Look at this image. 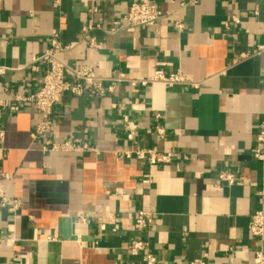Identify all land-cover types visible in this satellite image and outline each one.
I'll return each instance as SVG.
<instances>
[{"label": "crops", "instance_id": "crops-1", "mask_svg": "<svg viewBox=\"0 0 264 264\" xmlns=\"http://www.w3.org/2000/svg\"><path fill=\"white\" fill-rule=\"evenodd\" d=\"M133 1L0 0V65L8 68L0 96L17 107H6L1 118L0 168L9 177L0 182L20 201L16 212L0 202V264H146L144 254L130 252L140 238L159 264H252L264 250V237L249 229L264 188V153H254L264 152V54L235 61L264 44V0H155L163 16L154 26L108 33ZM175 18L184 21L182 32ZM90 22L99 25L91 34L101 48L82 41ZM54 37L70 46L62 59L91 64L105 78L181 71L193 83L124 81L104 96L66 92L53 125L34 139L40 114L14 96L40 88L46 63L34 60ZM125 118L137 125L132 138ZM67 138L97 151L41 150L46 140ZM139 148L175 157L150 165L136 156ZM221 172L236 181L221 180ZM140 209L152 212L146 228L136 222Z\"/></svg>", "mask_w": 264, "mask_h": 264}, {"label": "built area", "instance_id": "built-area-1", "mask_svg": "<svg viewBox=\"0 0 264 264\" xmlns=\"http://www.w3.org/2000/svg\"><path fill=\"white\" fill-rule=\"evenodd\" d=\"M191 1L197 2L198 0ZM92 11L97 12L98 8L93 6ZM162 16L163 13L155 0H135L129 4L128 10L124 15L112 23L111 27L107 29V32L113 34L126 27L154 26ZM231 21L234 23H240V18L237 16H231ZM229 25L230 23L227 22L226 26L229 27ZM95 26L99 25H94L90 22L83 26L82 41L92 48H101L103 43L91 34V30H93ZM174 26L178 32H182L185 28L184 21L179 18H175ZM68 48H70V46L61 44L59 40L54 37L51 47L45 52V54L38 56L34 60L35 62L43 60L46 63L43 82L40 88L26 96L22 94H16L14 96L18 101L33 103L40 114V119L32 130V136L34 139L40 138L46 134L47 130L53 125L54 107L66 92H69L74 96H82L84 94L104 96L115 91V83L124 81L130 82L133 86L148 85L155 82H162L169 86L177 83H193V81L186 77L181 71L166 74L162 70H159L152 77L139 79L129 78L125 73L121 72L116 77L105 78L98 75L95 67L91 64H74L73 62L62 59L59 54ZM261 54H264V44H258L251 52H242L235 61ZM32 68L34 70L40 69L37 64H33ZM7 69V66L0 65V76H2ZM2 91L3 90H0V93ZM6 91L7 89H5V92ZM10 106V101L0 96V158L5 156L4 149L1 147V144L5 139V130L1 127V118L3 110ZM11 109H17V107L11 106ZM155 116L157 119V124L155 126L156 135L163 139L166 137V129L159 123L161 115L156 114ZM125 122L127 128L130 130L129 137L132 138L137 125L127 118H125ZM258 139L264 141V128L260 131ZM41 150L43 152L53 153L76 152L82 154L85 152L97 151V148L80 138H67L60 142L46 140L41 144ZM135 153L138 158L146 160L150 165L169 164L175 157V154L172 152H162L153 148H139L135 150ZM254 153L256 156H261L264 152L261 149H255ZM8 177L9 175L0 168V180ZM219 178L228 181L230 184H233L237 179L234 174L229 172H221ZM149 181V179H146V182ZM258 196L262 203V209L251 215L249 229L253 237L262 240L264 237V188L259 190ZM0 202L1 206L6 207L13 212H16L20 206L19 199L8 196L3 189L1 182ZM152 221L151 211L140 209L137 212L136 222L140 228L148 227ZM130 252L133 255L144 254L146 257V264L160 263L159 258L156 254L151 252L148 241L144 238L134 240L130 245ZM192 264H204V259H197ZM252 264H264L263 248L256 250Z\"/></svg>", "mask_w": 264, "mask_h": 264}]
</instances>
